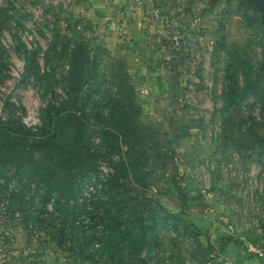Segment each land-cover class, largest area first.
I'll use <instances>...</instances> for the list:
<instances>
[{"label":"rangeland","instance_id":"374dc122","mask_svg":"<svg viewBox=\"0 0 264 264\" xmlns=\"http://www.w3.org/2000/svg\"><path fill=\"white\" fill-rule=\"evenodd\" d=\"M169 1L158 0L164 26L150 30V67L167 74L158 81L140 69L148 60L127 57L129 31L89 19L90 0H0V244L11 240L9 264H212L208 230L194 220L213 215L219 242L230 237L215 216L234 207L241 233L260 242L261 227L264 241V195L244 204L225 192L226 205L212 204V183L195 184L215 144L174 101L180 79L207 86L217 151H232L220 160L263 169L264 30L241 0H195L180 13H196L189 36L174 16L189 4ZM149 78L170 88L152 103L154 119L143 116ZM254 175L245 186L253 178L264 188Z\"/></svg>","mask_w":264,"mask_h":264},{"label":"crops","instance_id":"0c3cea01","mask_svg":"<svg viewBox=\"0 0 264 264\" xmlns=\"http://www.w3.org/2000/svg\"><path fill=\"white\" fill-rule=\"evenodd\" d=\"M160 1L166 2L168 0H160ZM177 1L178 0H172L167 3L175 4V2ZM194 1L195 0L185 1L186 4H189L188 6L190 8L189 7L187 8L189 12L192 11L191 10L192 7L193 6L195 7L196 5ZM243 1L244 0H241V12L242 11L247 12L246 10L249 11L248 14L244 15V17H246L248 21L253 22L254 24L253 28H258V26L260 28L262 26L260 13L255 9L254 6H252L249 3H246L245 1L243 2ZM153 2H150V1L145 2L142 0H90V4H87V9L85 10V12L87 13V16H89V19H91L94 22L95 26L99 27V29L116 28V29H125L126 31H129L126 34L128 35V38H129L128 41L132 45L128 46L126 44L127 51L125 53L127 57L131 59L132 61L134 59L136 61H141L145 59L148 60L147 64L144 65L145 68L141 67L140 69L143 72H147L151 77H155V79L160 81V80H163L165 77H167V74L162 75L161 73H159L160 74L159 76L158 74H155V71H157V69L155 70V68L152 65H153V62L156 61L155 59L156 57H158L157 56L158 54L150 52L148 45L153 44V41L150 38V35H151L150 30L154 28L157 24L164 26V23L162 22V20L161 21L155 20V14L164 16L166 13L162 12L163 10L159 12V9L161 8H159V6L157 5H162V4L158 2V0L155 2V4ZM191 18L193 21L187 20L185 22L186 25L187 24H190V26L192 25V23L195 21L193 18H196V13L193 14ZM175 22L176 21H174V23ZM168 27L169 25L167 24V28ZM262 29L264 30L263 26H262ZM168 43L169 42L166 41L165 44H168ZM110 46L113 47L116 45H114L113 43H110ZM164 61H167V59H164ZM150 64H152L151 67H150ZM182 75H183V72L179 70L178 77ZM156 76H158L159 78H157ZM155 79H152V78L148 79V84L150 85V91H149L150 93L147 96H143L146 98V100L144 101L143 99V105H142L143 116L151 118V119H154L153 117H155L154 114L156 111L153 108L154 106L152 105V103H154V105L157 103L160 104L163 97L170 91L169 85L159 83L160 85L158 87L157 83L153 81ZM186 81L187 80L183 81L180 79V84H179L180 92L178 91L179 90L178 89L177 91L175 90V93L178 94L183 91L184 87L186 86L185 84ZM202 92L203 93L199 97L204 101L206 100L208 102H211L209 98H205L207 91L205 92L202 91ZM177 94H174L175 95L174 101L177 99V96H178ZM224 199H226V197L224 198L222 194H220L219 192H216V196L214 197L211 196L209 198V201L212 204L213 203L217 204V203H223ZM220 200L221 202H219ZM258 200H259V197H258ZM246 202H249V201L245 199L241 203L245 204ZM260 209L261 208H259L258 210H253L252 213L255 214V212H258ZM241 211H243L244 213L247 210L246 208L241 207ZM221 214L223 216L217 215L215 217H216V220L222 222L224 225L225 223L229 222L230 217L225 212ZM211 216L213 215H210L209 217L198 216V218L197 219L195 218L194 221L195 223H199L200 227H202L203 229L208 230V232H206L208 238L207 237L206 238L208 239L207 245L210 246V249L207 250L206 252L210 254L212 258V264H264V258L256 255L253 252L254 247L264 244V241L262 239L263 234L261 230L260 231L256 230V233L258 231L259 233L258 235L261 238L260 242H258L259 238L257 240L256 237L258 236H256L255 234L251 236L250 235L245 236L243 235V233H241L242 231L238 234L239 239L234 240V239L228 238L225 240H220L219 242H215V239L216 240L219 239L218 236L220 237V235L217 231L214 230L215 228L213 224H212L213 230H211L210 223L207 221V219L209 220ZM237 240H240V242Z\"/></svg>","mask_w":264,"mask_h":264},{"label":"built area","instance_id":"2783aa9c","mask_svg":"<svg viewBox=\"0 0 264 264\" xmlns=\"http://www.w3.org/2000/svg\"><path fill=\"white\" fill-rule=\"evenodd\" d=\"M142 1H150L153 2L154 0H142ZM177 7H180V4H177ZM187 11V8L182 6L180 9L174 12V16H177V18H181L180 25L185 24L187 21V16L181 17L180 13L183 10ZM174 22V21H173ZM177 22V21H176ZM175 22V23H176ZM191 29L189 36L192 34V26L189 27ZM188 40H191V37L188 38ZM210 51L212 53V47H210ZM191 57V56H190ZM207 88V86H206ZM206 88L199 89L196 84L190 83L186 85L182 91V93L177 96L176 99V105L179 106L180 110L178 109V113L182 114L183 111L185 114H189L190 117L197 122L198 124H201L204 130H208L209 134L207 135V141L214 143L215 145V161L214 160H206L204 162V167H201L198 170L192 169L194 171V174L196 175V185L197 180H206L211 182V186L207 189L210 190L213 186L216 188L217 192L223 195V193L228 192L229 194H232L233 197H238L239 203L243 202V200L247 199L251 202H259L258 195H264V188L263 184H258L257 179L254 178V174H261V176H264V168L262 169L260 166L252 165L246 168L245 166H238L233 163L225 164L222 160H220V156H228L232 155V151L228 150L226 152L217 151V149L220 147L221 144V128H216L213 126L214 119L212 118L213 109L209 108L208 101L202 100L199 96L203 93L202 91H206ZM143 94L147 95L148 91L145 90L142 92ZM204 96V94H203ZM204 98V97H203ZM205 98H208L207 93L205 95ZM251 107V105H250ZM222 125V124H221ZM199 129L196 127V130ZM200 131V130H199ZM191 135V133H190ZM191 136H196L194 133H192ZM256 149H258L256 147ZM219 150V149H218ZM252 150V149H251ZM247 150V154L251 151ZM260 150V149H259ZM255 151V150H254ZM253 151V153H254ZM238 156V154L236 155ZM190 170L188 169V172ZM202 173L200 176L199 174ZM218 176V179L216 178ZM251 178V181H249V186H245L244 180L246 178ZM204 177V178H203ZM257 178V177H256ZM235 184L238 186V188L232 187V185ZM199 185V184H198ZM204 188V187H203ZM221 189V190H220ZM233 191V192H232ZM212 193V192H210ZM254 193H257L256 197L254 196ZM236 197V198H237ZM227 199V198H226ZM260 199V198H259ZM262 200V198H261ZM264 200V199H263ZM227 203L223 201L222 205H226ZM260 207L255 208L254 210H258ZM234 209V210H233ZM233 209L229 210V222L225 223L223 225L222 222L218 221V227L225 229V233H227L228 237L231 239L236 240L235 238L238 236V234L241 232V214L238 210V208L234 207ZM223 213V212H222ZM222 215V214H220ZM219 215V216H220ZM223 216V215H222ZM241 216V217H240ZM255 219L251 218L250 220ZM257 230H261V227H258ZM6 233V232H5ZM6 234H4L5 236ZM3 236V237H4ZM11 240H5L4 244H0V264H9L8 260L10 259L11 252L10 248H8V244ZM253 252L264 258V244L260 246H256L253 248ZM15 253V252H14ZM14 256V255H13ZM15 257V256H14Z\"/></svg>","mask_w":264,"mask_h":264},{"label":"water","instance_id":"95a60500","mask_svg":"<svg viewBox=\"0 0 264 264\" xmlns=\"http://www.w3.org/2000/svg\"><path fill=\"white\" fill-rule=\"evenodd\" d=\"M246 3L252 4L261 15V24L264 27V0H244ZM261 70L264 71V63L261 64Z\"/></svg>","mask_w":264,"mask_h":264},{"label":"trees","instance_id":"16d2710c","mask_svg":"<svg viewBox=\"0 0 264 264\" xmlns=\"http://www.w3.org/2000/svg\"><path fill=\"white\" fill-rule=\"evenodd\" d=\"M251 5H252V4H251ZM252 6H253V5H252ZM262 64H263V63H262ZM259 70H260L261 72H264V71L261 70V65H260V67H259ZM230 105H231V104H228L227 107L229 108ZM58 118H59V117H58ZM19 139H20V138H19ZM21 142L24 144V147H29V145H30V144H29V140H28L27 137H24V139H21ZM52 142H53V141H52ZM7 188H8V187H7ZM3 189H4V188H3ZM21 198H22V197H21ZM44 201H46V200H44ZM47 202H48V200H47ZM19 204H21V203H19ZM46 205H47V203L44 202V207H45V209H46V207H47ZM39 228H40V227H39ZM43 230H45V228H43ZM55 237H56V236H54V235L52 234V239H55Z\"/></svg>","mask_w":264,"mask_h":264}]
</instances>
